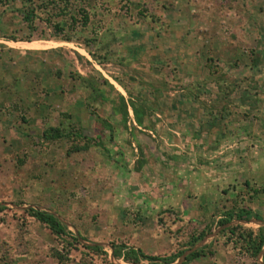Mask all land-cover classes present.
<instances>
[{"label": "rangeland", "instance_id": "1", "mask_svg": "<svg viewBox=\"0 0 264 264\" xmlns=\"http://www.w3.org/2000/svg\"><path fill=\"white\" fill-rule=\"evenodd\" d=\"M49 2L32 0L29 26L22 0L0 1V264H130L110 242L153 255L202 250L185 264H264V251L250 258L221 233L264 226V0H69L65 15H55L62 0ZM79 8L86 26L70 19ZM117 93L144 99L153 127L124 125L112 111ZM51 127L79 135L45 140ZM137 159L146 160L139 171ZM30 207L58 216L67 233L55 237ZM241 208L258 219L217 224Z\"/></svg>", "mask_w": 264, "mask_h": 264}, {"label": "trees", "instance_id": "2", "mask_svg": "<svg viewBox=\"0 0 264 264\" xmlns=\"http://www.w3.org/2000/svg\"><path fill=\"white\" fill-rule=\"evenodd\" d=\"M1 1V0H0ZM7 1V0H4ZM63 5L60 6L59 11L55 13V15H65L68 9V3L69 0H62ZM50 4H54V0H50ZM32 0H22V8L20 11L22 12L23 19L28 22L29 26H31V22L33 17L36 16L35 14V7L32 5ZM79 14V18L75 14H70V19L73 23L80 22L82 26H86L89 22V12L85 8H79L77 10ZM50 18V17H49ZM48 18V19H49ZM53 27L58 32L62 30V26L58 21L53 23ZM9 40H12L13 43H16L17 41H29L31 40L30 37H26L24 39H18L14 36L9 37ZM65 41H69L70 37L63 38ZM93 40V39H92ZM95 40V38H94ZM93 40V41H94ZM91 53V52H90ZM93 56L94 54L91 53ZM206 65L209 68V72L212 75H215L217 71V66L212 63V57L206 58ZM225 74H220L214 77V82L217 85L219 91H227V86L224 84ZM107 81V80H105ZM107 83H109L107 81ZM199 83V82H197ZM111 85V84H109ZM112 86V85H111ZM94 91L98 96H102V92L98 88H94ZM159 92V90H156ZM112 103V111L114 114H119L122 122L124 125L126 124L128 118H129V110H131L133 118L135 123L143 127L145 129H151L153 127V122L149 121V117L151 115L150 113V107L147 104V102L139 97H129L126 99L123 94L117 93L116 99H110ZM226 107H222L221 111H226ZM78 133H72V132H65L64 130H60L59 127H51L47 128L43 131L42 136L45 140H57L62 138H68L69 136ZM87 139V138H86ZM89 140V139H88ZM97 145H102L100 141L96 143ZM90 144L86 143L82 146H75V150L79 149H86L89 147ZM106 152V157L108 158V151L106 148H104ZM141 153V151H140ZM146 160L143 159H137L135 161L134 169L136 171H139L143 165V163ZM257 192V189L254 190ZM6 206L3 204H0V211L5 209ZM27 212L30 216H32L35 220L38 222L44 224L49 231L57 238L63 237L67 233V227L65 224L53 213H49L44 210H39L35 208H28ZM251 218L258 219V215L254 212H252L250 209L241 208L238 211L235 210H227L224 212V214L221 216V218L218 220V225H225L229 222H231L233 219L237 220H250ZM212 232V224L211 222L207 223L202 229L196 230L194 229L188 240H187V247H193L197 242L202 240L206 235ZM230 233L235 234L237 240L241 243V249L243 252L250 258H256L257 255L260 253L262 248L264 247V226H259L256 231L251 228H242L240 225H234L228 228H224L221 233ZM72 242H68L73 244L78 238L77 236H72L71 238ZM236 240V241H237ZM111 248V255L114 259H121L126 263L130 264H139L141 261L145 260L149 262L150 264H172L174 263L187 249H181L176 252H173L168 255H153L148 254L144 251H142L140 248L128 245L125 242H110L109 244ZM88 249H90L93 252H99L102 251V247L98 244L88 245L86 246ZM208 246H204L206 248ZM201 249L195 250L193 252H190L185 256V260L183 264L188 263L197 257H199L202 252ZM264 263V260H263Z\"/></svg>", "mask_w": 264, "mask_h": 264}, {"label": "crops", "instance_id": "3", "mask_svg": "<svg viewBox=\"0 0 264 264\" xmlns=\"http://www.w3.org/2000/svg\"><path fill=\"white\" fill-rule=\"evenodd\" d=\"M174 40V39H173ZM184 59H185V57H184ZM187 68H189L190 69V67L187 65V63L184 61L183 63H182V66L180 67V68H178V73H180V77L182 78V80L184 81L185 79H186V77H185V75H186V70H187ZM193 79V78H192ZM191 79V80H192ZM191 80H186V81H191ZM185 82V81H184ZM194 85H187L186 86V89L188 90V89H194V88H191V87H193ZM207 89L208 88H210V86H207L206 87ZM205 88V91L207 90ZM182 89V88H181ZM175 91H177V90H175ZM186 96H187V100H185V103H187V101L189 102L190 100H192V97H194V96H192L193 94L189 91V92H187L186 94H185ZM124 96V95H123ZM125 97V96H124ZM127 99V98H126ZM194 100V99H193ZM192 100V101H193ZM179 104H183L184 103V101L181 99V98H178V101H177ZM187 109H189L188 111H184L183 113L187 116V123L190 121V123L192 122V120H191V118H190V116H188V114H189V111L191 112L192 110H194V108L192 107H190V108H187ZM192 109V110H191ZM182 113V115H184ZM129 119H131L132 121H133V123L135 124V121H134V118H133V115H132V112H131V110H129ZM150 132H151V130H150ZM218 134V133H217ZM171 153V152H170ZM174 157V156H173ZM203 184V182H200V185H202ZM205 185H203L202 186V188L204 187ZM200 190V189H199ZM202 193V192H201ZM201 195V194H200ZM203 195V194H202ZM218 217H220V216H218Z\"/></svg>", "mask_w": 264, "mask_h": 264}, {"label": "water", "instance_id": "4", "mask_svg": "<svg viewBox=\"0 0 264 264\" xmlns=\"http://www.w3.org/2000/svg\"><path fill=\"white\" fill-rule=\"evenodd\" d=\"M231 222L227 223V225H229ZM264 249H262L260 252H263ZM190 252H192V248L190 250L185 251L177 260L181 261L187 254H189Z\"/></svg>", "mask_w": 264, "mask_h": 264}, {"label": "bare ground", "instance_id": "5", "mask_svg": "<svg viewBox=\"0 0 264 264\" xmlns=\"http://www.w3.org/2000/svg\"><path fill=\"white\" fill-rule=\"evenodd\" d=\"M263 249H264V247H263Z\"/></svg>", "mask_w": 264, "mask_h": 264}]
</instances>
